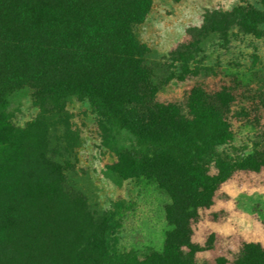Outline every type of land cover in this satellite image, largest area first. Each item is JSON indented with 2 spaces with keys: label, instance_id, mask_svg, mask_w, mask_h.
Instances as JSON below:
<instances>
[{
  "label": "rangeland",
  "instance_id": "374dc122",
  "mask_svg": "<svg viewBox=\"0 0 264 264\" xmlns=\"http://www.w3.org/2000/svg\"><path fill=\"white\" fill-rule=\"evenodd\" d=\"M132 1L131 44L88 70L108 84L138 66L151 107L209 112L205 133L225 141L197 160L202 206L169 222L178 209L140 171L142 140L85 95L38 100L32 82L19 84L0 99V264H123L126 255L264 264V23L239 22L243 11L264 18L262 0ZM53 49L0 64V79L52 80L68 65Z\"/></svg>",
  "mask_w": 264,
  "mask_h": 264
},
{
  "label": "trees",
  "instance_id": "16d2710c",
  "mask_svg": "<svg viewBox=\"0 0 264 264\" xmlns=\"http://www.w3.org/2000/svg\"><path fill=\"white\" fill-rule=\"evenodd\" d=\"M127 2L133 3L132 0H0L1 65L30 61L25 53L32 48L47 51L54 48L55 53L62 55L61 60L68 64L63 66V72L58 70L51 74L52 80L27 81L34 80L30 77L32 71H28L22 81L0 79V99L8 90L30 82L38 100L47 94L57 97L62 91L85 95L99 114L119 119L125 128L142 140L139 143V169L145 176L154 178L171 198L173 211L178 209V212L173 217L168 216V220L177 223L174 219L191 216L186 214L188 208L202 206L198 201L202 194L195 192L200 188L197 160L208 153L211 145L224 143V132L205 133L202 123L209 112L197 113L191 109L190 115L184 118L172 106L151 107V88L141 78L138 66L125 73L122 81H109L108 84L98 81L97 76L88 70V63L92 62L103 68L98 59L116 61V51L125 43L131 44L128 26L135 22L131 10L125 5ZM262 4L264 6V0ZM80 15L82 18L77 17ZM259 16L257 12L243 11L239 22L248 26L250 21L264 23V18L259 19ZM79 52L88 59L78 63L75 57ZM107 61H104L105 65ZM54 62L58 63L55 59ZM30 65L31 68L36 66L31 62ZM259 103L261 106L262 102ZM262 140L264 142V135ZM205 189H202L203 196ZM242 259L245 262L238 264H259L253 257L244 256ZM123 264L191 263L172 255H151L142 260L126 255Z\"/></svg>",
  "mask_w": 264,
  "mask_h": 264
}]
</instances>
